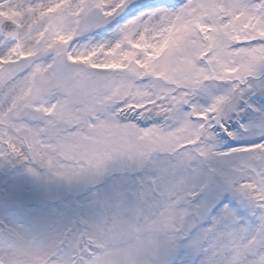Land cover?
Masks as SVG:
<instances>
[{"label":"snow or ice","instance_id":"snow-or-ice-1","mask_svg":"<svg viewBox=\"0 0 264 264\" xmlns=\"http://www.w3.org/2000/svg\"><path fill=\"white\" fill-rule=\"evenodd\" d=\"M0 264H264V0H0Z\"/></svg>","mask_w":264,"mask_h":264},{"label":"rangeland","instance_id":"rangeland-1","mask_svg":"<svg viewBox=\"0 0 264 264\" xmlns=\"http://www.w3.org/2000/svg\"><path fill=\"white\" fill-rule=\"evenodd\" d=\"M4 187H5V184L3 183V181H2V180H0V190H3V189H4Z\"/></svg>","mask_w":264,"mask_h":264}]
</instances>
